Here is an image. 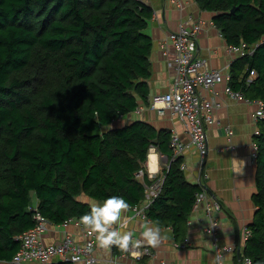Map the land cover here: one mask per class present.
<instances>
[{
  "label": "trees",
  "instance_id": "trees-1",
  "mask_svg": "<svg viewBox=\"0 0 264 264\" xmlns=\"http://www.w3.org/2000/svg\"><path fill=\"white\" fill-rule=\"evenodd\" d=\"M196 3L213 14L229 46L253 51L232 62L228 85L264 106V0ZM152 15L140 0H0L1 262L18 252L35 212L61 225L90 211L82 195L144 202L151 148L167 166L146 216L170 228L176 243L187 240L202 187L187 180L183 157H174L171 131L142 120L113 127L140 101L149 104ZM253 142L256 210L241 260L264 264V118Z\"/></svg>",
  "mask_w": 264,
  "mask_h": 264
},
{
  "label": "crops",
  "instance_id": "crops-1",
  "mask_svg": "<svg viewBox=\"0 0 264 264\" xmlns=\"http://www.w3.org/2000/svg\"><path fill=\"white\" fill-rule=\"evenodd\" d=\"M140 1L153 10V15L145 29L146 35L153 43L150 54L151 77L148 80V101L156 94L170 91L175 71L172 64L173 55L166 53L165 47L166 44L172 47L169 34L177 31L180 23L189 16L202 27L197 36L198 56L204 59L211 69L221 70L224 73L223 82L215 86L216 94L223 100V107L216 111V123L208 129V153L205 162L201 165L199 156L191 151L182 154L187 180L192 184H199L201 181L207 199L198 205L190 217L186 238L187 248L175 247L173 232L165 227L161 229L167 239L156 248L145 246L150 249V256L138 259L126 252L119 253L118 248L116 252L113 248L108 251L95 249L92 253L96 259L94 264H216L214 245L211 236L207 233V228L212 223L219 237L218 244L234 250L224 254L222 264H243L241 256L246 240L244 230L252 221L256 210L252 201V195L256 191V148L253 136L257 131L254 113L258 106L255 103L233 100L226 95L225 90L229 83L227 76L230 75L231 64L238 55L230 51V46L212 21L211 12L201 10L196 0ZM139 106L143 107L139 114L131 112L124 115L114 122L113 126L119 127L132 121L142 120L152 124L156 129L170 131L174 129L186 140L183 126L169 112L160 115L142 101ZM228 128L230 134L227 132ZM162 166H167L166 157L156 148H151L145 166L148 175H160ZM206 175L208 177H205ZM83 198L87 196L80 197L84 202ZM214 201H217L221 208L220 210L212 208L208 213L207 204ZM32 202L33 207H36L37 200L33 199ZM92 202L98 201L92 199ZM125 216L131 222L118 230L133 231L138 236L136 232L138 223L143 222L145 218L134 216L131 208ZM66 233L78 242H83L88 237V231L79 224V220H73L65 227L50 224L43 235V241L46 244L58 243ZM0 264L10 263L0 261Z\"/></svg>",
  "mask_w": 264,
  "mask_h": 264
},
{
  "label": "built area",
  "instance_id": "built-area-1",
  "mask_svg": "<svg viewBox=\"0 0 264 264\" xmlns=\"http://www.w3.org/2000/svg\"><path fill=\"white\" fill-rule=\"evenodd\" d=\"M201 30V24L189 16L180 23L177 31L169 34L172 47L166 44L165 50L166 53L173 55L172 64L175 76L170 91L151 97L149 107L160 115L169 112L183 126L186 140L176 130H171L174 157L182 156L183 153L191 151L199 156L200 163L203 165L208 153V129L216 123V111L223 107V100L216 94L215 86L223 82L224 73L221 70L211 69L208 63L198 56L197 36ZM230 51L237 54L238 57L253 53L252 50L246 51L244 45L241 47L230 46ZM255 76L256 72L251 71L247 82H251ZM229 79L230 75L227 76V81ZM225 93L233 100L255 103L258 106L254 113V123L257 128L259 121L264 118L262 101L250 100L242 92L231 89L229 85ZM142 110L143 107L138 106L133 112L139 114ZM227 132L228 134L231 133L229 128ZM182 167L185 169L184 165ZM148 177L152 180V184L146 188L148 197L143 204L130 207L134 216L145 219L147 218V209L161 191L164 178L158 175H148ZM199 184L202 187V192L196 195L193 211L207 199V193L201 181ZM212 208L220 210L221 206L217 201L207 204L208 213L211 212ZM34 219L35 225L19 237L20 248L13 256L10 264H52L56 261L72 263L73 256H79V263L94 264L96 262L92 254L93 250L101 248L97 246L94 235L88 233L85 241L78 242L66 233L60 242L46 244L43 241V235L51 223L39 212H35ZM72 221L69 219L60 226L65 227ZM207 233L211 236L214 245L216 264H222L224 254L234 250L231 247L218 244L219 237L216 234L214 223L207 228ZM244 234L247 239L250 230L246 228ZM187 245L188 241L186 240L180 244L176 243L175 247L184 249L187 248ZM126 253L138 259L151 255V251L147 247L130 250ZM246 259H244L243 264H245Z\"/></svg>",
  "mask_w": 264,
  "mask_h": 264
},
{
  "label": "clouds",
  "instance_id": "clouds-1",
  "mask_svg": "<svg viewBox=\"0 0 264 264\" xmlns=\"http://www.w3.org/2000/svg\"><path fill=\"white\" fill-rule=\"evenodd\" d=\"M83 199L90 204V211L79 218V224L88 231L89 235L95 236L97 246L105 251L113 246L121 252H129L145 246L156 248L167 239L162 234L159 223L147 218L138 223L136 229L138 236L133 231L118 230L131 222L125 216L130 205L121 196L113 195L103 202H92L91 197ZM79 260V256H73L72 264H79ZM245 264H253L252 259L247 258Z\"/></svg>",
  "mask_w": 264,
  "mask_h": 264
},
{
  "label": "rangeland",
  "instance_id": "rangeland-1",
  "mask_svg": "<svg viewBox=\"0 0 264 264\" xmlns=\"http://www.w3.org/2000/svg\"><path fill=\"white\" fill-rule=\"evenodd\" d=\"M113 127H114V126H113ZM32 198L35 199L34 196H32Z\"/></svg>",
  "mask_w": 264,
  "mask_h": 264
},
{
  "label": "water",
  "instance_id": "water-1",
  "mask_svg": "<svg viewBox=\"0 0 264 264\" xmlns=\"http://www.w3.org/2000/svg\"><path fill=\"white\" fill-rule=\"evenodd\" d=\"M234 10H232V12H233Z\"/></svg>",
  "mask_w": 264,
  "mask_h": 264
},
{
  "label": "bare ground",
  "instance_id": "bare-ground-1",
  "mask_svg": "<svg viewBox=\"0 0 264 264\" xmlns=\"http://www.w3.org/2000/svg\"><path fill=\"white\" fill-rule=\"evenodd\" d=\"M243 262V261H242Z\"/></svg>",
  "mask_w": 264,
  "mask_h": 264
}]
</instances>
